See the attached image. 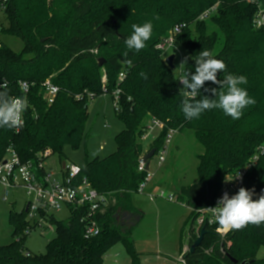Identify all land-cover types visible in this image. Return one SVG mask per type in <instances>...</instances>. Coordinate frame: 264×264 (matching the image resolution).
I'll return each mask as SVG.
<instances>
[{
  "label": "trees",
  "instance_id": "obj_1",
  "mask_svg": "<svg viewBox=\"0 0 264 264\" xmlns=\"http://www.w3.org/2000/svg\"><path fill=\"white\" fill-rule=\"evenodd\" d=\"M256 2L264 8V0ZM256 2L9 0L4 10L8 28L0 29L20 37L25 46L23 53L16 54L1 43L0 83L6 81L9 94L21 97L24 95L18 82L27 81L32 86L26 96L25 125L19 131L0 128V160L10 146L24 162L47 159L45 151L50 152L48 157H63L67 145L78 148L89 117L88 94L103 95L104 86L113 99V92L122 90L117 113L125 128L116 136L117 151L87 162L78 177V182L86 177L108 199L105 210L96 213L101 229L98 236L85 237L86 206L69 207L67 220L43 212L41 218L55 228L56 236L48 242V252L34 256L24 242L29 235L27 230L35 229L38 222L31 225L25 209L20 214L12 213L16 239L0 245V264H103L105 255L117 243L124 245L131 264H139L141 254L135 248L132 230L143 213L136 207L133 195L147 176L146 171L138 170L139 161L153 148L158 153L169 128L192 129L205 148L204 154L198 156V183L182 187L175 196L191 208L183 230L190 248L198 237L194 227L196 211L219 199L226 175L242 170L264 142V30L254 26ZM207 11L208 16L202 19ZM149 20L154 29L147 47L139 52L127 49L124 40L132 33L131 25ZM182 24L186 26L176 40L191 57L203 49L209 50L227 65L226 72L218 73V79L223 80L228 73L247 77L242 87L257 102L245 108L240 119L232 120L219 109L206 111L199 119L184 118L182 101L191 98L183 95L180 77L166 64L165 52L157 47ZM210 24L216 26L211 32ZM192 26L198 35L194 36ZM27 53L32 56L25 58ZM185 70L194 72V59L187 62ZM141 71L147 73V79L139 75ZM121 73L125 74L122 81ZM47 79L59 87L51 104L45 99L42 86ZM204 88L219 89V85L205 82ZM204 88L196 99L215 98ZM156 119L163 121L166 128L145 149L142 136L149 122ZM257 162L244 177V187L255 189L254 200L264 190V154ZM215 225L207 227L202 245L183 257L184 264H264V256L260 257L264 251V224L229 230L224 237L216 232L219 225ZM223 249L238 263H233Z\"/></svg>",
  "mask_w": 264,
  "mask_h": 264
},
{
  "label": "rangeland",
  "instance_id": "obj_2",
  "mask_svg": "<svg viewBox=\"0 0 264 264\" xmlns=\"http://www.w3.org/2000/svg\"><path fill=\"white\" fill-rule=\"evenodd\" d=\"M3 27L8 28V20L5 11H0V28ZM215 27L214 24H210L208 29L211 32ZM191 29L194 36L198 35L194 26ZM1 43L16 54L23 53L25 46L20 37L0 29ZM219 49V46L216 47V52ZM172 55L174 56L173 65H175L173 71L180 77L182 71L177 68L184 57H191V54L176 40L174 45L166 49L164 53L166 58ZM31 56V53L24 55L25 58ZM88 112L86 131L80 146L73 148L67 145L63 149V157L51 154L46 159L47 171L54 173L59 179L62 177L64 162L67 165L75 164L84 168L87 162L93 161L95 158H106L117 151L116 136L124 130L125 125L118 117L113 97L109 93H105L90 98ZM158 135L159 132L155 134V139ZM141 142L144 143L145 149L150 145V141L142 139ZM165 150L167 153L164 162L159 161L158 153L151 158L149 170L153 175H151L144 191L136 192L133 195L135 205L143 211L144 215L139 223L133 226L132 238H134L136 250L144 251L141 259L144 258L149 264L163 262L158 259L159 253L165 255V258L175 264H184L183 254L189 248L186 251L187 239L183 230L185 222L191 214V208L176 200L175 196L182 187L198 183L197 168L200 162L198 156L204 154L205 148L197 140L194 131L185 128L177 130L172 135ZM170 196H174V199H171ZM3 198L4 191L0 188V245H7L16 239L14 237L15 225L11 218L12 213L20 214L25 211L29 196L25 189L19 188L11 189L7 201H3ZM49 213L54 214L58 220H67L70 215L67 208H62L61 211L52 210ZM27 219L31 225H35V222L38 221L40 223L26 237L24 242L26 250L34 256L45 254L48 252V242L56 236L55 228L45 219L36 218L34 220L26 216ZM218 228L224 230L220 226ZM228 232L229 230L224 236ZM124 248L123 244L117 243L107 253L114 254L118 252L117 250H124ZM263 253L262 250L260 257L264 256ZM125 256L129 258L126 253Z\"/></svg>",
  "mask_w": 264,
  "mask_h": 264
},
{
  "label": "built area",
  "instance_id": "obj_3",
  "mask_svg": "<svg viewBox=\"0 0 264 264\" xmlns=\"http://www.w3.org/2000/svg\"><path fill=\"white\" fill-rule=\"evenodd\" d=\"M256 2V0H250ZM9 0H0V11H4L7 8ZM257 3V2H256ZM258 4V3H257ZM257 12L254 18V26L258 29L264 30V8L261 7V4L257 5ZM208 11L204 14L202 19L208 16ZM185 24L177 25L171 32L170 35L164 38L161 43L158 44V49L163 52L166 49L171 48L175 41L176 36L181 34L182 29L185 27ZM1 45V44H0ZM124 73L120 74V81L124 80ZM103 81H106V77L103 78ZM7 82H1L0 85H3ZM19 87L21 88L24 97L15 96L22 98L27 107L28 100L27 95L30 93L32 84L27 81H19ZM180 86L183 85L179 82ZM44 97L49 104L53 103L59 94V87L53 84L51 79H47L43 83ZM3 90V89H0ZM104 94L108 93L106 87L103 89ZM122 90L117 88L114 92V101L115 108L117 112L120 111V99ZM93 93H89L90 98H94ZM81 95L78 96L80 98ZM25 107V109H26ZM25 111L23 112V125L21 127L15 128L16 131H19L25 125ZM144 134L142 136L143 140L150 141L152 143L155 140V134L166 128V124L161 120H152L146 126ZM177 130L174 128L168 129V135L166 137L165 143L162 148L158 151L159 161H165V154L167 153V145L172 137V135ZM49 151L43 153L44 156L48 157ZM157 154V153H156ZM264 154V142L257 148V152L254 154L251 161L237 173L227 174L224 180L220 197L227 192L229 196L234 195L240 187H244V177L249 171V169L258 163L261 155ZM144 156V155H143ZM143 156L139 161L138 170L147 172L145 180L139 185L138 192H143L151 175L150 168L146 169V163L143 162ZM46 159H40L38 161H22L20 155L17 151L10 146L7 150V155L0 160V188L4 191L3 201H7L10 195L11 189L23 188L27 191L29 196L28 204L26 209L28 212V217L30 219L41 218V214L49 213L52 210L61 211L62 208L69 207H80L86 206L87 213L83 218L85 222V237L91 238L98 236L100 233V226L96 220V213L103 212L108 205V199L105 195L99 193L97 189L93 188L89 183L88 179L84 177L81 181L78 182V177L82 174V168L75 164H66L65 173H62L61 179L57 178L54 173H50L46 170ZM77 182V183H76ZM163 194V193H162ZM152 197V194L150 195ZM171 199H174V196H170ZM217 203V202H216ZM215 204L206 206L197 210V216L194 223L195 230L198 235L200 234L202 227H213L216 226L212 212L209 210V207H215ZM46 220V219H45ZM40 221H38V224ZM30 233L29 230H27ZM216 232L224 237L226 230H221L220 228L216 229ZM182 261L184 262L183 258Z\"/></svg>",
  "mask_w": 264,
  "mask_h": 264
},
{
  "label": "clouds",
  "instance_id": "obj_4",
  "mask_svg": "<svg viewBox=\"0 0 264 264\" xmlns=\"http://www.w3.org/2000/svg\"><path fill=\"white\" fill-rule=\"evenodd\" d=\"M158 19V17H157ZM132 33L124 43L129 50L139 52L147 47V42L151 39L154 25L152 21H145L142 24L133 23ZM128 55L127 52L124 53ZM194 59L195 70H185V65L189 59ZM131 64V61H126ZM182 71L180 83L183 85V95L191 99H184L181 111L187 120L199 119L203 113L213 109L222 110L225 116L232 120L240 119L244 114V109L256 104V99L249 95L246 88L242 87L247 83L244 75L228 73L223 80L217 78L218 73L226 72L227 65L224 61L214 57L209 50L203 49L195 57H184L179 67ZM176 69V70H177ZM139 75L147 79V73L141 71ZM205 82L219 85L217 88H204ZM210 92L215 98L200 96V90ZM0 128L15 129L24 123L23 112L25 102L22 98L11 96L7 90L6 83L0 85ZM255 189L240 187L238 191L229 196L225 192L217 200L215 207H209L214 221L224 230H243L248 225L259 227L264 224V190L259 194L258 199H253Z\"/></svg>",
  "mask_w": 264,
  "mask_h": 264
},
{
  "label": "water",
  "instance_id": "obj_5",
  "mask_svg": "<svg viewBox=\"0 0 264 264\" xmlns=\"http://www.w3.org/2000/svg\"><path fill=\"white\" fill-rule=\"evenodd\" d=\"M173 60H174V56H169L167 59H166V64L170 67V68H174L175 65H173ZM99 65L102 66V64L104 63V59L101 58L99 60ZM156 154V149H151L149 152H147L144 156H143V162L146 163V169L148 170L149 167H150V160L151 158ZM66 168V162L63 163V169ZM27 211V209H26ZM206 233H208V230L207 228L204 226L201 228V231H200V234L198 235L197 239L193 242V244L190 246L189 250L184 254V258L187 257L188 255L194 253L196 251V249L198 247H200L204 241V237L206 235ZM223 253L226 254L227 257H229V259L233 262V263H238V260L235 259V257H232L230 255V253L226 252L224 249H223ZM242 264H246L245 261L242 262Z\"/></svg>",
  "mask_w": 264,
  "mask_h": 264
},
{
  "label": "crops",
  "instance_id": "obj_6",
  "mask_svg": "<svg viewBox=\"0 0 264 264\" xmlns=\"http://www.w3.org/2000/svg\"><path fill=\"white\" fill-rule=\"evenodd\" d=\"M150 144V143H149ZM147 153V152H146ZM67 164V163H66ZM150 168V167H149ZM47 170V168H46ZM137 207V206H136ZM138 208V207H137ZM139 209V208H138ZM140 210V209H139ZM142 213L143 211L140 210ZM144 215V213H143ZM124 218L126 219V221L128 220L129 218V215L126 214L124 216ZM189 241V240H187ZM189 248V245L187 243V247H186V251L188 250ZM118 252L114 253V254H106L105 255V259H104V263L103 264H131L132 263V258L131 256L128 254L126 248H124V250H117ZM125 251V252H124ZM125 253L128 255L129 258H127L125 256ZM140 256V259H139V264H149L144 258L141 259V256L144 254V251H141V252H138ZM159 261H163V262H157L159 264H175L174 262H171L170 260H168L167 258H165V255H161V253H159ZM185 254V253H184ZM183 254V255H184ZM162 259V260H161Z\"/></svg>",
  "mask_w": 264,
  "mask_h": 264
}]
</instances>
